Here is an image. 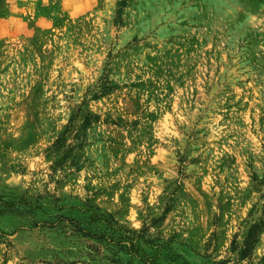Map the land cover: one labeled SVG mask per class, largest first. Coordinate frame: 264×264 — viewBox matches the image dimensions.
<instances>
[{
    "label": "rangeland",
    "instance_id": "obj_1",
    "mask_svg": "<svg viewBox=\"0 0 264 264\" xmlns=\"http://www.w3.org/2000/svg\"><path fill=\"white\" fill-rule=\"evenodd\" d=\"M263 221L264 0H0V264H264Z\"/></svg>",
    "mask_w": 264,
    "mask_h": 264
},
{
    "label": "trees",
    "instance_id": "obj_2",
    "mask_svg": "<svg viewBox=\"0 0 264 264\" xmlns=\"http://www.w3.org/2000/svg\"><path fill=\"white\" fill-rule=\"evenodd\" d=\"M60 138H58L56 140V142L54 143V146L59 142ZM255 226H258L260 227V229L264 228V221L262 223H259V224H256ZM254 226V227H255ZM254 227L251 228V232L249 233V237L247 238V245H246V248L243 249L241 251V257L242 259L246 258V257H249V251L254 247V245L258 242L257 238H253L251 235L253 230H254Z\"/></svg>",
    "mask_w": 264,
    "mask_h": 264
}]
</instances>
